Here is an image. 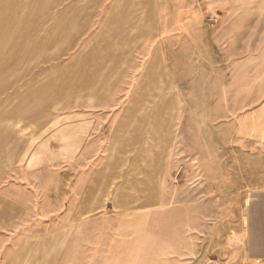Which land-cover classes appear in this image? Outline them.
<instances>
[{"label": "rangeland", "instance_id": "rangeland-1", "mask_svg": "<svg viewBox=\"0 0 264 264\" xmlns=\"http://www.w3.org/2000/svg\"><path fill=\"white\" fill-rule=\"evenodd\" d=\"M41 4V0H0V120L6 122L0 128L7 134L17 131V53L31 48V38L46 31L40 27L47 15L40 11ZM159 5L160 10L150 14L152 26L156 25L151 28L150 58L139 55L137 64L145 69L157 52L181 103L179 107L170 100L149 104L151 114L140 136L144 140L134 141L137 148L143 143V148L156 152L158 138L164 136L165 167L154 190L156 204L149 208L151 229L182 233L186 239L198 235L199 247L207 246L209 256L203 259L199 253L196 264H264V253H258L264 248V143L228 140L234 133L255 129L264 138V0H160ZM104 16L87 13L83 37L91 36ZM50 19L55 23L54 36H59L60 14H50ZM58 61L55 69L60 68ZM143 72L128 77L97 115L117 123L128 113L127 104ZM244 118L255 125H240ZM102 127L105 135L111 126ZM95 145L71 163L85 174L86 196L104 203L99 215L106 218L115 214L111 210L118 207L115 203L137 207L128 203L145 196L142 185L134 184V177L142 175L134 174L127 158L116 177L110 140L105 142L104 137ZM251 153L261 154L260 167L257 162L253 166L247 156ZM13 164H17V141L12 140L7 141L6 156L0 157V165L7 168L5 174L0 172L1 191L11 196L17 195ZM54 165L55 171L45 174L54 177L50 192L56 202L63 178L61 162ZM253 168L261 172L244 171ZM99 169L104 172L97 175ZM102 227L100 222L90 228ZM12 234L6 230L0 235V246L7 244V251H0V264H62V235L17 237L15 246ZM227 250L241 253L229 254L227 263Z\"/></svg>", "mask_w": 264, "mask_h": 264}, {"label": "crops", "instance_id": "crops-1", "mask_svg": "<svg viewBox=\"0 0 264 264\" xmlns=\"http://www.w3.org/2000/svg\"><path fill=\"white\" fill-rule=\"evenodd\" d=\"M41 3L44 8L40 11L47 14L44 27L40 26L45 34L32 37L31 48L17 53V131L7 134L0 128V157L6 156L7 141H17V164L10 165L17 169V195H7L0 187V235L12 230V243L17 246V237L58 233L64 238L62 264H196L199 253L203 259L208 257L209 248L199 247L198 235L186 239L182 233L151 229L149 208L156 204L153 200L158 192L154 190L158 189L159 175L165 167L164 136L158 138L156 152L143 148V143L140 148L135 144L144 140L140 136L146 129L147 115L151 114L149 104L164 105L170 100L172 106L179 107L181 103L155 49L145 69L137 64L139 55L150 58V35L156 27L151 24L150 14L160 10V0ZM54 13L60 14L56 37L53 15L50 19ZM87 13L105 16L91 36L83 37ZM55 61L60 62V68H54ZM140 70L144 72L127 104L128 113L120 116L117 123L98 116L125 80ZM71 108L77 112H70ZM0 121V126L6 123ZM240 125L255 122L244 118ZM102 126H111L105 135ZM103 136L105 142L110 140L108 152L116 177L120 166L129 159L134 174L142 175L141 179L134 177V184H141L145 192L138 201L128 203L137 207L115 203L118 207H111L115 214L107 218L99 215L104 203L86 196V177L80 166L71 165L85 152L93 151ZM233 137L228 140L243 139L249 145L264 143L256 129L252 133H234ZM247 156L254 167L256 162L261 166V154ZM58 162L62 195L55 202L50 192L54 177L46 174L54 172ZM6 171V166L0 165V172ZM244 171L261 172V168ZM103 172L99 169L96 174ZM54 204L59 207L54 208ZM100 222L101 231L90 228ZM183 240L188 245H183ZM6 247L7 244L1 245L0 251L6 252ZM225 253L228 263L229 254L234 256L241 251ZM258 253L263 254L264 248L260 247Z\"/></svg>", "mask_w": 264, "mask_h": 264}, {"label": "built area", "instance_id": "built-area-1", "mask_svg": "<svg viewBox=\"0 0 264 264\" xmlns=\"http://www.w3.org/2000/svg\"><path fill=\"white\" fill-rule=\"evenodd\" d=\"M209 264H217V263H209Z\"/></svg>", "mask_w": 264, "mask_h": 264}]
</instances>
